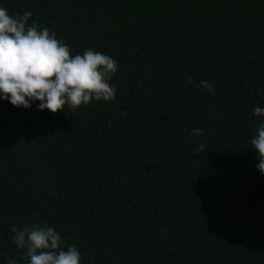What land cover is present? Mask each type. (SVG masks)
<instances>
[{
  "label": "trees",
  "instance_id": "trees-1",
  "mask_svg": "<svg viewBox=\"0 0 264 264\" xmlns=\"http://www.w3.org/2000/svg\"><path fill=\"white\" fill-rule=\"evenodd\" d=\"M0 6L30 11L73 55L91 48L118 65L110 103L53 115L0 99V264H28L10 229L32 223L75 245L80 264H264L250 143L264 108V0Z\"/></svg>",
  "mask_w": 264,
  "mask_h": 264
},
{
  "label": "clouds",
  "instance_id": "clouds-1",
  "mask_svg": "<svg viewBox=\"0 0 264 264\" xmlns=\"http://www.w3.org/2000/svg\"><path fill=\"white\" fill-rule=\"evenodd\" d=\"M31 16L30 11L10 15L0 6V99L25 110L39 102L37 111L47 110L53 115L65 107L72 111L92 101H114L117 90L109 81L117 72V62L91 48L73 55L55 32L40 28L35 20L29 24ZM198 87L214 91L207 81ZM254 116L262 119L251 138V149L259 161L257 170L264 175V108L255 107ZM108 123L111 126V121ZM202 134L200 128L189 133L195 137ZM203 149V144L197 145L194 155ZM10 231L12 243L28 264H80L76 246H65L60 234L47 223L14 225ZM6 264L17 261L10 259Z\"/></svg>",
  "mask_w": 264,
  "mask_h": 264
}]
</instances>
